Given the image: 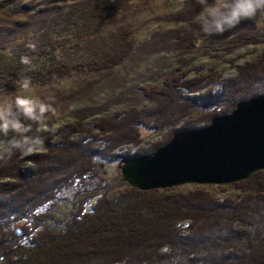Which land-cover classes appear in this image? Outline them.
<instances>
[{"label": "trees", "instance_id": "16d2710c", "mask_svg": "<svg viewBox=\"0 0 264 264\" xmlns=\"http://www.w3.org/2000/svg\"><path fill=\"white\" fill-rule=\"evenodd\" d=\"M64 1L26 20L0 24V98L16 93L22 77L44 86L76 72L111 71L136 50L175 51L181 64L157 71L160 86L129 85L117 100L76 109L69 124L33 130L30 135L44 140L42 152L17 151L0 160V264H264V170L234 183L242 194L220 200L201 187L189 192L133 188L119 178L107 179L97 166L149 155L180 131L205 127L216 115L232 113L238 102L261 95L264 51L222 81L215 69L192 77L185 57L203 39L225 40L231 52L263 42L264 32L245 20L208 36L200 30V5L184 0L160 16L174 25L155 30L139 45L131 4ZM12 2L0 0V11H13ZM113 101L128 107L86 125ZM145 128L169 130L148 147L142 145ZM130 143L140 147L115 152ZM95 179L105 184L77 192L71 209L57 212L63 190ZM115 187L119 190L111 195Z\"/></svg>", "mask_w": 264, "mask_h": 264}, {"label": "rangeland", "instance_id": "374dc122", "mask_svg": "<svg viewBox=\"0 0 264 264\" xmlns=\"http://www.w3.org/2000/svg\"><path fill=\"white\" fill-rule=\"evenodd\" d=\"M134 6V12L130 16V21L134 25L135 37L137 39L136 44H141L142 41L147 40L155 30L169 29L174 24L167 22L160 18L161 15L168 13L171 9H175L180 6L184 0H121ZM64 0H13L11 3L14 6L13 11L9 9L0 11V24L3 26L8 25L13 20H26L33 17L36 13L47 10L53 6L61 5ZM252 21L256 22L261 31L264 32V17L257 16ZM227 42L225 40L220 41L218 39H203L197 44L194 52L187 55L185 58L188 61L187 67L191 68V76L196 73L205 72L208 73L210 69H215L220 75H222L221 81L229 77H234L238 72V67L245 64L246 61L255 60L262 55L264 51V41L246 44L244 46H237L233 48L231 52L227 51ZM179 54L175 51L164 50L152 52H143L136 50L133 55L128 59L113 67L111 71L102 70L99 73L97 71L76 72L71 76H65L61 79L53 80L51 83L42 85H35L34 92L36 95L46 98L48 102H51L56 108L57 115L52 116L49 114L47 129H41L39 132H43L48 129H55L58 126H63L66 123L74 121L75 111L78 108H84L86 106L98 107L101 104L117 100L119 95L125 91L129 85H137V87H153L160 86L163 82L157 71H167L180 66ZM92 82L93 85L91 84ZM214 88H219V83L214 85ZM16 93L7 94L4 97H11ZM142 105H150L149 102H142ZM128 103L113 101L110 108L103 110L102 113L96 117H91L85 121L86 125H92L93 121L98 119L99 116L116 113L126 109ZM33 130H36L35 126ZM168 128L165 130H149L143 129V143L144 146H150L153 142L159 141L161 138L168 134ZM37 131V130H36ZM76 137V135H74ZM140 145L136 146L134 143H130L124 146L123 149H118L115 152L123 155L125 152H135ZM38 152H42L38 151ZM25 153V155L34 154ZM121 160L116 159L107 163L106 161L97 162L100 172L107 179L117 182L120 179V172L118 170L117 163ZM27 163H30L28 161ZM242 181V180H241ZM238 182V181H237ZM204 184L190 183L178 185L172 188L173 192L194 190L198 187L205 188L214 196L215 199H230L235 198L237 195L242 194L240 188L234 184ZM105 184L98 179L85 180L81 184H74L70 188L63 190L58 195L60 201L57 202V212L60 214L67 213L75 199L77 192H84L89 189H93L96 185ZM160 189V188H156ZM166 189V188H163ZM160 189V190H163ZM119 187H115L109 193L111 195L117 194ZM44 207L40 212H44ZM28 222L31 224L32 219ZM186 226V222H184Z\"/></svg>", "mask_w": 264, "mask_h": 264}, {"label": "water", "instance_id": "95a60500", "mask_svg": "<svg viewBox=\"0 0 264 264\" xmlns=\"http://www.w3.org/2000/svg\"><path fill=\"white\" fill-rule=\"evenodd\" d=\"M133 188L231 184L264 170V92L238 102L205 127L180 131L156 151L117 163Z\"/></svg>", "mask_w": 264, "mask_h": 264}, {"label": "clouds", "instance_id": "9594fccd", "mask_svg": "<svg viewBox=\"0 0 264 264\" xmlns=\"http://www.w3.org/2000/svg\"><path fill=\"white\" fill-rule=\"evenodd\" d=\"M196 3L201 7L200 30L208 36L229 32L245 20L264 17V0H196ZM23 62L29 63L27 58ZM49 114L56 116V108L35 94L30 77H22L18 94L0 98V160L10 158L17 151L43 150V138L29 133L34 126L37 131L47 129Z\"/></svg>", "mask_w": 264, "mask_h": 264}]
</instances>
